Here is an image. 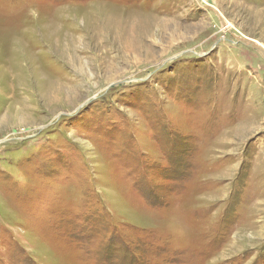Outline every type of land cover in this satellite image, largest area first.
I'll return each instance as SVG.
<instances>
[{"label":"rangeland","instance_id":"374dc122","mask_svg":"<svg viewBox=\"0 0 264 264\" xmlns=\"http://www.w3.org/2000/svg\"><path fill=\"white\" fill-rule=\"evenodd\" d=\"M199 2L0 0V264H264V0Z\"/></svg>","mask_w":264,"mask_h":264},{"label":"water","instance_id":"95a60500","mask_svg":"<svg viewBox=\"0 0 264 264\" xmlns=\"http://www.w3.org/2000/svg\"><path fill=\"white\" fill-rule=\"evenodd\" d=\"M196 1H197L198 5L202 6V5L200 4L199 0H196ZM205 8L208 9V10H212V11L216 14L217 18L220 20V23L224 26V23H223V21H222V19H221V17L219 16L218 13H216V12H215L212 8H210V7H205ZM232 36H233V35H232ZM233 38L236 40V42H238V43L241 44L242 46L247 47V48H251V49H253V50H256V51L260 52L261 54H263V56H264V49H263L262 47L258 46V44L254 43V42H252V41H247V40L239 39V38L236 37V36H233Z\"/></svg>","mask_w":264,"mask_h":264},{"label":"bare ground","instance_id":"6f19581e","mask_svg":"<svg viewBox=\"0 0 264 264\" xmlns=\"http://www.w3.org/2000/svg\"><path fill=\"white\" fill-rule=\"evenodd\" d=\"M259 46V45H258Z\"/></svg>","mask_w":264,"mask_h":264}]
</instances>
